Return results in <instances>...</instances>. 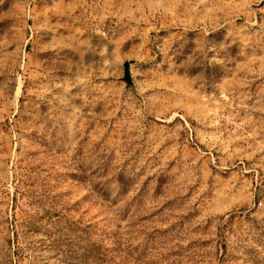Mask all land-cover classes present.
Listing matches in <instances>:
<instances>
[{"label": "rangeland", "instance_id": "obj_1", "mask_svg": "<svg viewBox=\"0 0 264 264\" xmlns=\"http://www.w3.org/2000/svg\"><path fill=\"white\" fill-rule=\"evenodd\" d=\"M0 264H264V0H0Z\"/></svg>", "mask_w": 264, "mask_h": 264}, {"label": "water", "instance_id": "obj_2", "mask_svg": "<svg viewBox=\"0 0 264 264\" xmlns=\"http://www.w3.org/2000/svg\"><path fill=\"white\" fill-rule=\"evenodd\" d=\"M125 66H126V65H125ZM124 80L127 81V82L130 84V78H129V76H128L127 69L125 70Z\"/></svg>", "mask_w": 264, "mask_h": 264}]
</instances>
